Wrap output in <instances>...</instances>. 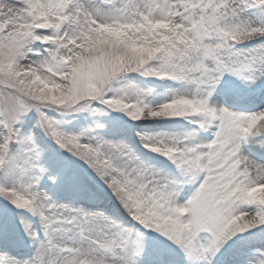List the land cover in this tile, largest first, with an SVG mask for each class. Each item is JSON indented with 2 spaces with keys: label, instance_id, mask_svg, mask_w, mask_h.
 Listing matches in <instances>:
<instances>
[{
  "label": "snow or ice",
  "instance_id": "1",
  "mask_svg": "<svg viewBox=\"0 0 264 264\" xmlns=\"http://www.w3.org/2000/svg\"><path fill=\"white\" fill-rule=\"evenodd\" d=\"M0 264H264V0H0Z\"/></svg>",
  "mask_w": 264,
  "mask_h": 264
}]
</instances>
